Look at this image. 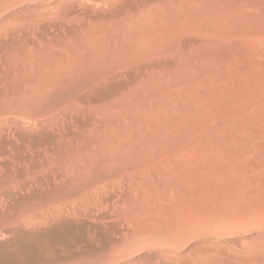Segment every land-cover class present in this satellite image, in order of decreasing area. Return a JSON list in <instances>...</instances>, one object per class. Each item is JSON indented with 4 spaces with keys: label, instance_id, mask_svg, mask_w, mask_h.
Masks as SVG:
<instances>
[{
    "label": "rangeland",
    "instance_id": "374dc122",
    "mask_svg": "<svg viewBox=\"0 0 264 264\" xmlns=\"http://www.w3.org/2000/svg\"><path fill=\"white\" fill-rule=\"evenodd\" d=\"M263 131L264 0H0V264H264Z\"/></svg>",
    "mask_w": 264,
    "mask_h": 264
},
{
    "label": "bare ground",
    "instance_id": "6f19581e",
    "mask_svg": "<svg viewBox=\"0 0 264 264\" xmlns=\"http://www.w3.org/2000/svg\"><path fill=\"white\" fill-rule=\"evenodd\" d=\"M261 140V139H260ZM262 144L258 143V138L255 141V154L261 156V166L256 169L253 180V200H254V225L259 228H264V131ZM261 146V148H260Z\"/></svg>",
    "mask_w": 264,
    "mask_h": 264
}]
</instances>
